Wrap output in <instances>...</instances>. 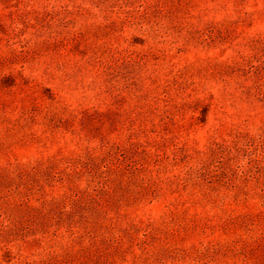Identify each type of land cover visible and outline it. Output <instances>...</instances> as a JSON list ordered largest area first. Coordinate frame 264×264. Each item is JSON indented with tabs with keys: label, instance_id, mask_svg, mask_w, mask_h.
I'll use <instances>...</instances> for the list:
<instances>
[{
	"label": "rangeland",
	"instance_id": "374dc122",
	"mask_svg": "<svg viewBox=\"0 0 264 264\" xmlns=\"http://www.w3.org/2000/svg\"><path fill=\"white\" fill-rule=\"evenodd\" d=\"M0 264H264V0H0Z\"/></svg>",
	"mask_w": 264,
	"mask_h": 264
}]
</instances>
